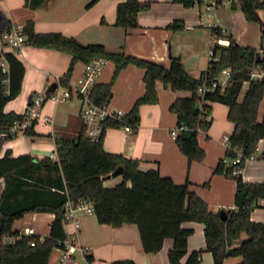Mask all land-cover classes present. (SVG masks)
I'll list each match as a JSON object with an SVG mask.
<instances>
[{
	"label": "trees",
	"instance_id": "obj_1",
	"mask_svg": "<svg viewBox=\"0 0 264 264\" xmlns=\"http://www.w3.org/2000/svg\"><path fill=\"white\" fill-rule=\"evenodd\" d=\"M44 0H26L31 7L39 6ZM91 0L88 4L93 3ZM185 5H193L202 0H172ZM152 0H121L116 7L114 24L126 28L139 25L138 12L149 8ZM240 6L248 20H260L259 9L264 0H239L231 2ZM12 20L0 9V33L12 26ZM168 27H185L183 18H174ZM29 43L48 45L71 53L69 68L60 77L61 83L69 84L74 63L84 62L104 56L114 61L113 75L108 81H97L91 90V98L98 102L108 101L113 83L120 70L129 63L144 68V92L136 98L132 107L122 119L108 117L103 120L105 127L118 126L123 121L135 128L140 124V105L156 102L159 99L157 80L173 89H187L190 95L176 97L170 108L178 115V124H185L175 136L180 149L189 161L202 160L206 155L200 144L198 133L208 129L211 124V101L228 104V118L234 122L229 134L225 156L219 158L213 171L222 172L236 179L235 206L224 208L227 217L211 209L207 201L190 188V181L176 182L170 175H163L157 167L142 169L139 159L122 152L105 149L103 134L97 140L86 135L83 123L74 137L56 138V156L49 154L37 156L31 152L12 154L7 148L0 156V177H4L5 187L0 195V234L14 235L11 240H0V264H48L54 248L64 246L68 237L65 228L66 202L73 204L89 201L97 218L114 226L124 222L138 225L145 251L154 252L163 245L166 236H172L174 243L168 251L171 264H200L202 251L213 254L214 264H223L225 257L240 255L234 264H264V221L251 218L252 209L260 205L264 198V182L245 180L241 169L245 156L255 153L260 138L264 137V110L260 117V104L264 98V74L251 77L255 66L264 70V59L257 60L259 47L239 43L229 33L230 42H215L214 53L208 65L199 76L191 74L178 54H171L170 64L165 65L154 59L128 53L124 50H111L103 42H83L72 34L60 30L37 31L33 19L24 23ZM213 33L222 37L221 27L213 26ZM264 37V24L262 26ZM8 72L0 66V147L17 132L12 130L16 120L23 118L24 112L6 111L5 103L18 95L22 88L25 62L19 55L7 51ZM262 56V55H261ZM224 67L232 69V81L222 89L206 91L201 94L199 85L209 81ZM245 79L248 85L240 98ZM47 89V88H46ZM31 99V97H30ZM25 132L35 133L34 123ZM241 154L240 160L232 158ZM240 166L239 172L234 168ZM120 168V181L113 185L104 183V176ZM53 211L49 233L40 238V233H22L14 227L16 219L31 211ZM184 220H199L205 223L206 246L193 249L185 262L182 257L188 251V237L192 227L182 225ZM242 231L247 235L240 239ZM35 239L34 243L31 240ZM240 239L239 244H234ZM86 261L91 263L94 256L86 253ZM113 264H139L133 258H118Z\"/></svg>",
	"mask_w": 264,
	"mask_h": 264
},
{
	"label": "crops",
	"instance_id": "obj_2",
	"mask_svg": "<svg viewBox=\"0 0 264 264\" xmlns=\"http://www.w3.org/2000/svg\"><path fill=\"white\" fill-rule=\"evenodd\" d=\"M90 1L44 0L39 6L31 7L26 0H0V9L12 22L25 23L28 19H33L37 31L60 30L83 42H103L111 50H124L165 65L170 64L171 54H178L187 70L195 76H199L207 67L210 59L208 48L213 46L214 39L207 26L212 14L204 15L201 6L185 5L172 0H152L149 8L138 12L139 25L126 28L114 24L116 7L121 0H95L88 4ZM225 10L229 32L239 43L257 47L264 45L259 39L264 24V7L258 10L260 20H248L239 7H228ZM174 18H183L185 27H168ZM222 37L229 39L227 36ZM20 58L26 65L22 88L18 95L5 103L6 111L24 112L32 93L46 89L53 81H57L60 88L64 87L58 78L66 74L72 55L56 47L29 43ZM84 65L82 60L74 63L72 74L68 78L70 83L82 74ZM114 67V61L107 58L98 81L110 80ZM143 74L144 68L135 63L124 66L113 83L110 106L129 111L136 98L145 90ZM156 86L159 99L140 105L141 119L136 128L133 126L132 129H126L121 124L104 129L105 149L136 157L140 168L157 167L161 174L172 176L176 182L188 179L190 188L200 194L215 211L234 207L236 179L213 171L219 158L225 156L228 143L224 134H231L234 128V122L228 118V104L217 100L210 102L211 124L208 129H201L198 133L206 155L202 160L189 161L171 134V129L178 124V115L170 105L176 97L190 95L191 91L173 89L164 85L160 79ZM262 102L260 117L264 110ZM80 106L81 101L75 95L64 100L47 97L42 105V112L51 119H36V132L33 134L22 131L6 139L0 147V156L10 148L14 155L31 152L37 156L49 154L55 157L56 138L74 137L83 125ZM255 153L256 157L246 161L241 173L245 180L264 182V137L260 138ZM121 178V174L111 175L104 178V183L113 185ZM4 187V177H0V195ZM259 203L252 209L251 218L264 221V198H260ZM77 211L80 217L78 229L72 219H66L65 228L68 236L75 234L76 240L88 246L87 249L76 250L70 256L62 258L61 247H56L48 264H88L86 253L94 256L90 264H113L112 261L118 258H133L139 264H171L168 251L174 243L172 236H166L162 247L157 251L147 252L143 248L135 222L114 226L99 221L93 209L78 208ZM54 216L55 213L49 210L31 211L16 219L14 227L23 229L33 226L37 233L46 235ZM182 225L193 228L188 237V251L182 257L185 262L193 249L206 246L205 223L184 220ZM246 235V231H242L240 239ZM7 236L8 239L15 238L14 235ZM240 239L234 244H239ZM240 258V255H229L225 257L223 264H234ZM200 264H214L210 250L202 251Z\"/></svg>",
	"mask_w": 264,
	"mask_h": 264
},
{
	"label": "built area",
	"instance_id": "obj_3",
	"mask_svg": "<svg viewBox=\"0 0 264 264\" xmlns=\"http://www.w3.org/2000/svg\"><path fill=\"white\" fill-rule=\"evenodd\" d=\"M239 0H206L205 10L207 14H211V10L223 3L234 2ZM217 42L222 44H228L230 39L223 37H217ZM29 44L28 34L25 31L24 23L13 22L12 26L0 33V66L6 72L9 70V62L6 57L7 51H12L17 55L24 53L25 47ZM210 56L213 55V46L209 48ZM260 55L264 56V45L259 47ZM106 57L96 56L85 62L82 74L68 85L60 88L59 84L52 90L46 89L33 92L31 99L28 103L27 109L24 111L23 118L16 120L12 126V130L15 132L25 131L28 125L32 124V121L43 117L46 120H50L49 115H45L42 112V105L47 97H52L57 100H64L72 95L79 97L81 101L80 113L83 119V123L86 125V135L92 139L97 140L101 137L106 128L103 120L108 117L122 119L125 115V111L120 107H112L108 101L98 103L91 98V90L93 85L98 81V75L106 62ZM264 74V70L259 66L252 68L250 72L251 77H261ZM232 69L230 67H224L218 74H216L209 81H203L198 90L201 94L206 91L215 90L216 88H226L232 81ZM60 80V77L58 78ZM249 79H245L243 85L247 86ZM209 117V115H207ZM122 125L126 129H132L133 125L128 121H123ZM185 127V124H177L171 129L172 136H176L178 131ZM229 134H224V139L229 143ZM56 155V154H55ZM256 157V153H251L245 156V161L251 160ZM241 154L232 158V162L240 160ZM240 166L234 168V172H239ZM78 208H85L87 210L93 209L92 204L89 201H82L79 204H73L70 200L66 202V218L72 219L76 228L80 226V217L78 215ZM22 233H37L33 226H26L20 229ZM43 238V234L40 235ZM0 240L8 239L7 235L0 234ZM35 239L31 240L34 243ZM62 249V258L70 256L76 250L85 251L88 246L80 244L76 240L75 234L69 235L65 241Z\"/></svg>",
	"mask_w": 264,
	"mask_h": 264
},
{
	"label": "rangeland",
	"instance_id": "obj_4",
	"mask_svg": "<svg viewBox=\"0 0 264 264\" xmlns=\"http://www.w3.org/2000/svg\"><path fill=\"white\" fill-rule=\"evenodd\" d=\"M205 2H206V0H202L201 2H195L193 5H195V6H197V7H199V6H201L202 8H203V11H204V15H209V14H207V11L205 10ZM231 8V7H239L240 8V6H234L231 2H227V3H223V4H220V5H218V6H216V7H214L212 10H211V14H212V16H211V20H210V23H208L207 24V26L210 28V30L212 31V33H213V30H212V27L213 26H219V27H221V31H222V36H228V34L230 33L229 32V26L227 25V21H226V19H225V17H226V8ZM225 19V20H224ZM217 36L218 35H215L214 33H213V37H214V39H213V42H212V45H214L215 44V42H217ZM260 38V43L262 42V43H264V37H263V35H262V29H261V31H260V36H259ZM262 40V41H261ZM260 45V44H259ZM210 48V47H209ZM209 48H208V55L210 56V51H209ZM211 57V56H210ZM245 89H246V86L245 85H243L242 86V90H241V92H240V98L242 97V95H243V93H244V91H245ZM49 98V97H48ZM263 102H264V100H263ZM262 102V103H263Z\"/></svg>",
	"mask_w": 264,
	"mask_h": 264
},
{
	"label": "water",
	"instance_id": "obj_5",
	"mask_svg": "<svg viewBox=\"0 0 264 264\" xmlns=\"http://www.w3.org/2000/svg\"><path fill=\"white\" fill-rule=\"evenodd\" d=\"M261 59H264V56H261L259 55L257 57V60H261ZM58 85V82L57 81H53L48 87H47V91H50L52 89H54L56 86ZM120 172V168H116L114 171L108 173L107 175H105L103 178H106V177H109L111 175H116ZM218 212L220 213V215L223 217V218H226L227 217V212H226V209L224 208H220L218 210Z\"/></svg>",
	"mask_w": 264,
	"mask_h": 264
}]
</instances>
